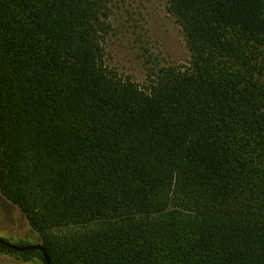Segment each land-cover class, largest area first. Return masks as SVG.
I'll use <instances>...</instances> for the list:
<instances>
[{"label": "trees", "instance_id": "trees-1", "mask_svg": "<svg viewBox=\"0 0 264 264\" xmlns=\"http://www.w3.org/2000/svg\"><path fill=\"white\" fill-rule=\"evenodd\" d=\"M114 1L0 0L1 195L50 264H264V0H167L190 59L144 86Z\"/></svg>", "mask_w": 264, "mask_h": 264}, {"label": "rangeland", "instance_id": "rangeland-1", "mask_svg": "<svg viewBox=\"0 0 264 264\" xmlns=\"http://www.w3.org/2000/svg\"><path fill=\"white\" fill-rule=\"evenodd\" d=\"M110 30L104 39L107 66L144 86L157 68L184 65L190 59L184 33L168 9L167 0H115L110 6ZM0 237L12 243H40L22 211L0 193ZM0 264H43L0 252Z\"/></svg>", "mask_w": 264, "mask_h": 264}, {"label": "water", "instance_id": "water-1", "mask_svg": "<svg viewBox=\"0 0 264 264\" xmlns=\"http://www.w3.org/2000/svg\"><path fill=\"white\" fill-rule=\"evenodd\" d=\"M0 244L17 251H26V250H40L45 261V264H50V259L48 253L41 244L38 243H28L25 245H16L8 240H5L0 237Z\"/></svg>", "mask_w": 264, "mask_h": 264}]
</instances>
